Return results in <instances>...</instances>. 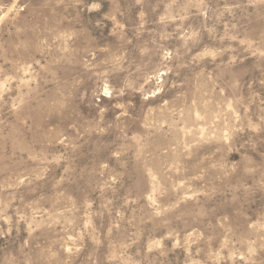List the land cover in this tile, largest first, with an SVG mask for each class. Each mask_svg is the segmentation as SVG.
Returning a JSON list of instances; mask_svg holds the SVG:
<instances>
[{
  "label": "rangeland",
  "instance_id": "rangeland-1",
  "mask_svg": "<svg viewBox=\"0 0 264 264\" xmlns=\"http://www.w3.org/2000/svg\"><path fill=\"white\" fill-rule=\"evenodd\" d=\"M0 264H264V0H0Z\"/></svg>",
  "mask_w": 264,
  "mask_h": 264
}]
</instances>
